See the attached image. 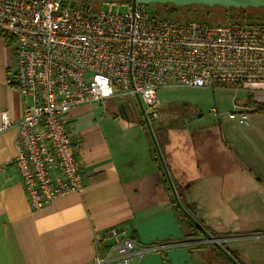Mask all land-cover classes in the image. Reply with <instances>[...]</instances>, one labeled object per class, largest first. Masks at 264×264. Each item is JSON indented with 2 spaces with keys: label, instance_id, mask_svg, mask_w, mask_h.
I'll return each instance as SVG.
<instances>
[{
  "label": "built area",
  "instance_id": "1",
  "mask_svg": "<svg viewBox=\"0 0 264 264\" xmlns=\"http://www.w3.org/2000/svg\"><path fill=\"white\" fill-rule=\"evenodd\" d=\"M127 3L121 12L63 0H0V30L15 53L13 82L24 106L16 124L1 112L0 134L18 130L14 164L35 211L87 186L72 125L78 107L129 100L149 121L164 88L264 84V23L179 21ZM256 110L235 104L227 116L249 126ZM106 238L105 247L95 238V264H137L148 251L115 228Z\"/></svg>",
  "mask_w": 264,
  "mask_h": 264
},
{
  "label": "crops",
  "instance_id": "2",
  "mask_svg": "<svg viewBox=\"0 0 264 264\" xmlns=\"http://www.w3.org/2000/svg\"><path fill=\"white\" fill-rule=\"evenodd\" d=\"M15 63L11 44L0 35V115L8 111L13 124L24 116L23 96L12 83ZM227 90L245 94L233 96L226 109L216 104L211 108L222 117L228 118L235 104L264 107V84ZM104 102L116 117L104 124L106 132L95 123L94 103L72 113L87 186L41 210L31 208L14 164L18 130L13 127L0 134V264H95V238L105 247L110 242L106 232L112 228L148 249L136 258L137 264H225L212 248H194L213 244L205 234L201 240L184 238L174 194L163 181L165 170L152 153L148 127H140L144 133L122 135L119 130H130L121 123L128 117L124 104L114 99ZM258 122L259 128L264 126V120ZM234 126L224 136L190 131L188 137L173 134L160 142L175 189L185 190L187 202L197 206L203 228L226 248L244 235L219 238L213 233L230 231H225L226 223L215 226V220L238 217L258 195L264 201V136L256 129L246 141ZM210 215L216 218H207ZM229 250L243 255L238 248Z\"/></svg>",
  "mask_w": 264,
  "mask_h": 264
},
{
  "label": "rangeland",
  "instance_id": "3",
  "mask_svg": "<svg viewBox=\"0 0 264 264\" xmlns=\"http://www.w3.org/2000/svg\"><path fill=\"white\" fill-rule=\"evenodd\" d=\"M69 4H73L74 0H63ZM98 1V0H96ZM129 0H108L96 5V8H102L105 11H121L124 12L129 7ZM232 86L221 87L218 89H198L185 87L164 88L159 91L160 107L156 117H151L149 120L150 129L157 138V143L162 154L160 142L173 134H184L186 137L190 135V131H200L202 133H216L218 136L226 135L228 127L235 125V130H238L243 139L249 140V133H255L258 129L260 134L264 136V126L259 128L260 120H264V115L251 113L250 125L240 123L239 119H228L226 117L217 118L211 111V108L219 105L222 109L229 107L233 96L243 97L244 91L235 94L227 89ZM224 88V89H223ZM227 88V89H225ZM221 89V90H220ZM227 90V91H226ZM216 91V92H215ZM224 96L222 99L221 96ZM127 118L122 120L124 128L130 130H119L122 135H135L142 133L143 127L137 120L139 116L138 109L135 104L129 100H123ZM93 113L95 115V123L99 125L103 132H106L104 124L112 122L115 115L109 112V107L106 102L103 104L96 102L93 104ZM200 109L203 111L201 113ZM122 119V118H121ZM145 120V118L143 117ZM146 122V120H145ZM175 125H180L181 128H175ZM147 126V125H146ZM138 128V129H134ZM174 128V129H173ZM255 130V131H254ZM123 131V132H122ZM144 133V132H143ZM229 134V133H228ZM155 145V144H154ZM163 156V154H162ZM207 218H216L210 215ZM230 219V220H229ZM226 223L225 231H230L233 234L244 235L243 239L232 244L227 243L225 249L242 250L243 255L239 260L244 264H264V201L261 202V197L258 195L256 202L249 203L240 210V214L235 218H220L215 220V226H221ZM249 231H253L251 233ZM254 235V236H253ZM257 235V238H255ZM211 261H209L210 264Z\"/></svg>",
  "mask_w": 264,
  "mask_h": 264
},
{
  "label": "trees",
  "instance_id": "4",
  "mask_svg": "<svg viewBox=\"0 0 264 264\" xmlns=\"http://www.w3.org/2000/svg\"><path fill=\"white\" fill-rule=\"evenodd\" d=\"M105 0H85L84 3L77 2L74 0V3L81 8L87 9V8H96V5L103 3ZM114 1V0H113ZM131 2V0H129ZM152 8L160 15L163 16L167 19H174V20H179V21H190V20H197V21H203V22H212V23H218V22H227V21H234V22H240V23H264V8L260 9H254V8H248L246 10L244 9H231V10H226L222 7H214L212 9H209L204 6H189L185 8H176L174 5H151ZM0 35H4L7 37L9 44H11L10 39L8 36L0 30ZM13 84H15L12 81ZM16 85V84H15ZM254 107L257 108L255 113H259L264 115V107L257 105L255 103L252 104ZM137 120L141 123V125L147 129V124L143 117L141 116L139 112V116H137ZM176 127H181L180 125H175ZM174 129V128H173ZM148 135L150 137V133L148 132ZM151 138V137H150ZM157 140V138H156ZM153 144V143H152ZM152 153L155 156L156 159H158V155L156 152V149L154 148V145L152 146ZM159 160V159H158ZM163 181L165 182L166 186L168 189H170V185L168 184L166 180V175L163 174ZM177 194L179 196V199L184 206V208L187 210V212L195 218L201 225L202 222L198 219L197 217V206L196 204H190L186 200V193L185 190L182 188L177 189ZM175 213L177 214V217L179 219L182 232L184 235V238L186 240H201L204 239L205 235L204 232L196 225L195 222H193L186 214L181 210V208L178 206L176 203V200L174 196L172 197ZM209 229V228H207ZM212 231V230H211ZM211 233V232H210ZM216 236H219V238L222 237H230L235 234L233 233H213ZM224 246V245H223ZM194 248L196 249H202V248H212L215 254L216 258L221 259L225 264H235L231 259H229L215 244H199L195 246ZM231 256L239 263V264H244L241 263V260H239L240 255L236 252H232L229 249H226Z\"/></svg>",
  "mask_w": 264,
  "mask_h": 264
},
{
  "label": "water",
  "instance_id": "5",
  "mask_svg": "<svg viewBox=\"0 0 264 264\" xmlns=\"http://www.w3.org/2000/svg\"><path fill=\"white\" fill-rule=\"evenodd\" d=\"M109 2H112L113 0H108ZM131 4H132V8L133 10L135 9V7L137 6V4H144V5H174L176 8H185V7H189V6H204L207 7L209 9H212L214 7H222L226 10H231V9H248V8H254V9H260V8H264V0H131ZM139 105L140 108L142 110V112L144 113V106L143 104L140 102L139 100ZM146 124L150 133V136L153 140V143L155 144V148H156V152L158 154V157L163 165V168L165 170V174L167 176L168 182L170 184V187L172 189V192L174 194V198L176 200V203L178 204V206L181 208V210L183 212H185V214L193 221L196 223V225L204 232V234L206 235V237L208 238V242H212L213 244H215L229 259H231L235 264H239L232 256L231 254L222 246L221 241L219 239L214 238L213 236H211L207 230H205V228H203V226L195 219L193 218L188 212L187 210L184 208V206L182 205L179 196L177 194V191L175 189V186L173 185V182L171 180V176L168 172V169L166 167L165 161L163 159V156L161 154V151L159 149V146L157 144V140L156 137L153 133V131L150 129V125H149V121L146 119Z\"/></svg>",
  "mask_w": 264,
  "mask_h": 264
},
{
  "label": "flooded vegetation",
  "instance_id": "6",
  "mask_svg": "<svg viewBox=\"0 0 264 264\" xmlns=\"http://www.w3.org/2000/svg\"><path fill=\"white\" fill-rule=\"evenodd\" d=\"M77 2L84 3L85 0H76Z\"/></svg>",
  "mask_w": 264,
  "mask_h": 264
}]
</instances>
